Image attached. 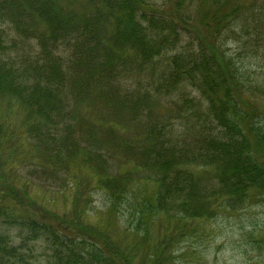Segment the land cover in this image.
<instances>
[{
  "label": "trees",
  "instance_id": "trees-1",
  "mask_svg": "<svg viewBox=\"0 0 264 264\" xmlns=\"http://www.w3.org/2000/svg\"><path fill=\"white\" fill-rule=\"evenodd\" d=\"M146 1L87 0L78 12L67 0H0V98L29 112L31 151L47 143L68 156L80 144L91 166L103 153L119 162V179L104 176L116 211L124 174L141 173L158 188L153 205L147 195L140 200L149 212L173 205L185 223L237 210L251 193L264 196V125L252 100L264 94V0H196L209 4L198 29L219 35L225 66L196 39L197 49L187 42L163 64L190 32L149 15ZM162 1L163 12L176 15L195 0ZM5 200L0 194V221L19 225V242L0 230V264H33L40 238L58 241L47 244L43 264H128L108 233H75L77 225L57 218L24 223Z\"/></svg>",
  "mask_w": 264,
  "mask_h": 264
},
{
  "label": "rangeland",
  "instance_id": "rangeland-1",
  "mask_svg": "<svg viewBox=\"0 0 264 264\" xmlns=\"http://www.w3.org/2000/svg\"><path fill=\"white\" fill-rule=\"evenodd\" d=\"M67 1L81 12L80 8L86 6L87 0ZM146 2L142 9L149 15L169 16L176 20L180 31L187 29L190 32L182 34L180 43L165 51L161 58L163 64H168L166 62L170 61L171 53L179 48L186 51L187 42L192 41L191 48L197 49L196 39L206 47L205 52L215 56L219 64L225 66L219 35L216 36L212 28L213 37L198 29L200 21L196 17L201 18L209 11L207 2L195 0L192 6H181L176 15H170L172 10L169 8L163 12L162 0ZM188 16L195 20H189ZM232 46L229 38L227 52L232 51ZM190 96L194 97L193 94ZM252 100L260 115L255 121L264 125V94L252 95ZM164 107L162 105L160 109ZM168 108L176 110L172 106ZM73 112L79 118L83 117L81 109L75 108ZM29 117V112L18 107L14 101L10 103L0 98V194L9 199L5 200L4 206L22 222L34 219L50 223L57 218L63 226L77 225L75 233L79 229L91 235L105 234V239L108 233L112 241L119 245L128 264H264V196L253 192L248 196V202L237 210H221L208 219L182 223L178 221L179 215L173 205L165 204L164 210L150 209V212L148 207L141 206L140 200L145 195L149 196L153 205L158 191L156 183L141 178L147 177L145 173L124 174L126 186L117 192L123 200L121 208L116 211L114 207H109L114 199L107 193L104 176L119 179L116 174L119 162L110 154L103 153L102 159L91 166L80 144L79 150L68 156L65 148L60 146L59 151L53 152L47 143L32 146L31 151L26 134ZM96 118L92 113V119ZM115 129L118 131L119 128L116 126ZM61 131L63 129L59 128V137ZM78 132H81L80 128L75 125L72 132L74 138ZM84 161H89L90 165ZM131 209L137 212L129 214ZM140 210L144 212L141 217ZM124 220H128L127 223ZM1 229L12 235L14 244H18L19 238L15 236L19 225L6 228L0 221ZM57 243L54 239L42 238L34 242L36 257L33 264H43L49 255L47 244Z\"/></svg>",
  "mask_w": 264,
  "mask_h": 264
}]
</instances>
